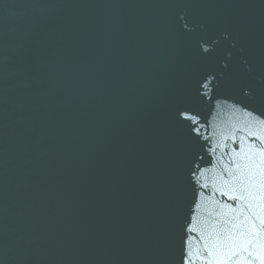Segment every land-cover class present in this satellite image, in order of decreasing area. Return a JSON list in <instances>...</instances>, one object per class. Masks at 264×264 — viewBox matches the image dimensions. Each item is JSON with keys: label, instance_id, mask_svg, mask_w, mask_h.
Wrapping results in <instances>:
<instances>
[{"label": "water", "instance_id": "obj_1", "mask_svg": "<svg viewBox=\"0 0 264 264\" xmlns=\"http://www.w3.org/2000/svg\"><path fill=\"white\" fill-rule=\"evenodd\" d=\"M0 264H264V0H0Z\"/></svg>", "mask_w": 264, "mask_h": 264}]
</instances>
